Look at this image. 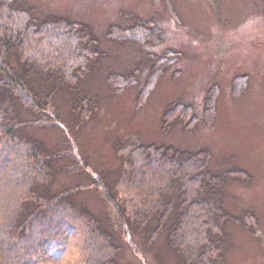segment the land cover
Segmentation results:
<instances>
[{"label": "trees", "instance_id": "1", "mask_svg": "<svg viewBox=\"0 0 264 264\" xmlns=\"http://www.w3.org/2000/svg\"><path fill=\"white\" fill-rule=\"evenodd\" d=\"M121 14L132 24L111 25L106 38L136 50L143 61L129 71L109 73L106 84L113 94L137 86L144 65L148 74L137 92L144 97L181 53L147 50L146 45L162 41L157 20ZM97 44L83 23L36 15L19 0H0V264H30L43 258L63 245L70 231L81 236L79 264H119L120 246L112 233L73 198L83 187H51L54 159L62 153L49 152L38 140L20 135L27 126H60L59 92L68 93L75 116L92 114L99 100L83 90V83L98 64ZM240 79L233 80L234 92ZM215 95L213 85L203 105L206 122L214 114ZM26 114L31 117L23 118ZM196 121L192 105L176 100L163 112L162 132L176 123L187 129ZM121 153L118 177L99 173L91 186L123 235L132 225L139 231L149 229L150 239L167 230L166 245L181 264H215L228 243L225 221L255 230L252 212L232 217L221 205L225 178L243 179L247 173L212 172L209 150L130 144Z\"/></svg>", "mask_w": 264, "mask_h": 264}, {"label": "rangeland", "instance_id": "2", "mask_svg": "<svg viewBox=\"0 0 264 264\" xmlns=\"http://www.w3.org/2000/svg\"><path fill=\"white\" fill-rule=\"evenodd\" d=\"M168 1L171 11L165 0H19L36 15L87 25L100 53L83 83V90L99 100L92 114L75 116L68 93L59 92L60 126H27L20 135L38 140L49 152L62 153L54 159L51 187H83L73 198L112 233L120 246L119 264H181V260L166 245L167 230L152 239L149 229L139 231L133 225L127 235L118 231L111 210L91 186L98 174L116 179L122 149L130 144L209 150L212 172L239 169L248 175L225 178L222 207L232 217L249 211L257 218L255 230L225 221L228 243L215 264H264V0ZM121 12L157 20L162 41L146 45L147 50L181 53L144 97L137 93L148 74L144 65L139 85L113 94L106 84L109 73L129 71L143 61L136 50L106 38L111 25L132 24ZM236 77L242 82L234 92ZM213 85L215 111L206 122L203 105ZM176 100L192 105L198 121L187 129L176 123L163 133V112ZM81 246L80 234L70 231L63 245L30 264H79Z\"/></svg>", "mask_w": 264, "mask_h": 264}]
</instances>
